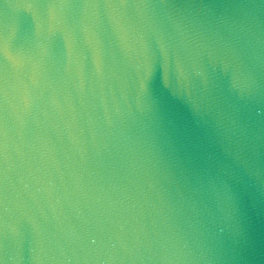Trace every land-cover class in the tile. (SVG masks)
I'll return each mask as SVG.
<instances>
[{
	"label": "water",
	"instance_id": "obj_1",
	"mask_svg": "<svg viewBox=\"0 0 264 264\" xmlns=\"http://www.w3.org/2000/svg\"><path fill=\"white\" fill-rule=\"evenodd\" d=\"M0 264H264V0H0Z\"/></svg>",
	"mask_w": 264,
	"mask_h": 264
}]
</instances>
